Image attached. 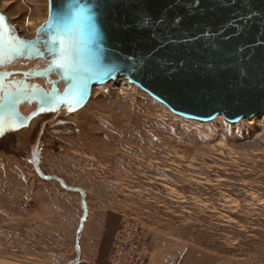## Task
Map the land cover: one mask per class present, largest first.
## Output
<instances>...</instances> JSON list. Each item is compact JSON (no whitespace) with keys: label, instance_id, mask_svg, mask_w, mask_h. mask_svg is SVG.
<instances>
[{"label":"rangeland","instance_id":"1","mask_svg":"<svg viewBox=\"0 0 264 264\" xmlns=\"http://www.w3.org/2000/svg\"><path fill=\"white\" fill-rule=\"evenodd\" d=\"M0 2L28 38L47 20L48 0ZM128 221L148 264H264V115L195 120L115 80L0 146V264H110Z\"/></svg>","mask_w":264,"mask_h":264},{"label":"water","instance_id":"2","mask_svg":"<svg viewBox=\"0 0 264 264\" xmlns=\"http://www.w3.org/2000/svg\"><path fill=\"white\" fill-rule=\"evenodd\" d=\"M72 33V57L84 75L46 70L50 56L21 58L9 80L35 94L0 101V143L33 120L82 109L93 88L117 79L138 85L177 115L230 122L264 115V0H48ZM1 4V2H0ZM84 10L78 23L73 13ZM0 15L14 24L0 6ZM150 18V23L143 19ZM16 28V26H15ZM14 30L22 40H35ZM71 87L75 99L66 96ZM51 96L45 103L43 97ZM60 103H55L56 100Z\"/></svg>","mask_w":264,"mask_h":264},{"label":"snow or ice","instance_id":"3","mask_svg":"<svg viewBox=\"0 0 264 264\" xmlns=\"http://www.w3.org/2000/svg\"><path fill=\"white\" fill-rule=\"evenodd\" d=\"M84 16L83 9H77L73 13L74 23H78ZM143 23H150V18L145 17ZM43 46L50 56L46 70L52 72L55 69H63L70 74L73 81H79L83 73L76 68L72 57V33L62 22V18L55 16L49 19L37 30L35 40H22L14 35V30L6 24L5 17L0 15V101L7 100L8 105L14 106L20 99L28 94H35L36 90L26 82L9 80L12 75L8 71L9 66L18 62L21 58H32L36 56L45 58ZM81 90L75 92L69 87L65 93L75 99ZM45 103L52 102L51 96L43 97ZM56 100L55 103H60ZM2 123V122H0Z\"/></svg>","mask_w":264,"mask_h":264},{"label":"built area","instance_id":"4","mask_svg":"<svg viewBox=\"0 0 264 264\" xmlns=\"http://www.w3.org/2000/svg\"><path fill=\"white\" fill-rule=\"evenodd\" d=\"M152 250L139 223L128 221L117 231L109 253L110 264H148Z\"/></svg>","mask_w":264,"mask_h":264},{"label":"trees","instance_id":"5","mask_svg":"<svg viewBox=\"0 0 264 264\" xmlns=\"http://www.w3.org/2000/svg\"><path fill=\"white\" fill-rule=\"evenodd\" d=\"M43 117H47V116H43ZM11 136V135H10ZM8 138V137H7ZM7 138H5V139H3L2 141H1V143H0V146L3 144V142L5 141V140H7Z\"/></svg>","mask_w":264,"mask_h":264},{"label":"bare ground","instance_id":"6","mask_svg":"<svg viewBox=\"0 0 264 264\" xmlns=\"http://www.w3.org/2000/svg\"><path fill=\"white\" fill-rule=\"evenodd\" d=\"M117 80H119V79H117ZM120 80H124V79H120ZM256 116V115H255ZM255 116H253V117H255ZM185 117H187V116H185ZM249 118H252V117H249ZM226 119V118H225ZM227 120V119H226Z\"/></svg>","mask_w":264,"mask_h":264}]
</instances>
